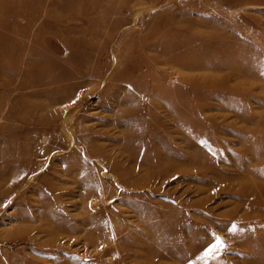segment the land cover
I'll return each mask as SVG.
<instances>
[{"label": "rangeland", "instance_id": "1", "mask_svg": "<svg viewBox=\"0 0 264 264\" xmlns=\"http://www.w3.org/2000/svg\"><path fill=\"white\" fill-rule=\"evenodd\" d=\"M0 264H264V0H0Z\"/></svg>", "mask_w": 264, "mask_h": 264}, {"label": "snow or ice", "instance_id": "2", "mask_svg": "<svg viewBox=\"0 0 264 264\" xmlns=\"http://www.w3.org/2000/svg\"><path fill=\"white\" fill-rule=\"evenodd\" d=\"M233 231H235V225L233 226ZM217 240H218V244H221L222 245V241H219V238H217Z\"/></svg>", "mask_w": 264, "mask_h": 264}]
</instances>
